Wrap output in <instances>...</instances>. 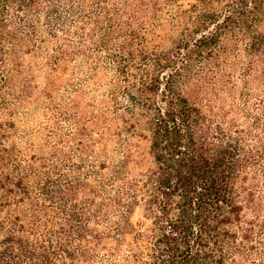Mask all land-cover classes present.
<instances>
[{"label": "trees", "instance_id": "obj_1", "mask_svg": "<svg viewBox=\"0 0 264 264\" xmlns=\"http://www.w3.org/2000/svg\"><path fill=\"white\" fill-rule=\"evenodd\" d=\"M0 264H264V0H0Z\"/></svg>", "mask_w": 264, "mask_h": 264}]
</instances>
